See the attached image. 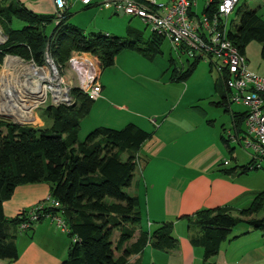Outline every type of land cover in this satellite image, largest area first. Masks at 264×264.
Returning a JSON list of instances; mask_svg holds the SVG:
<instances>
[{"label":"trees","instance_id":"obj_1","mask_svg":"<svg viewBox=\"0 0 264 264\" xmlns=\"http://www.w3.org/2000/svg\"><path fill=\"white\" fill-rule=\"evenodd\" d=\"M0 1L5 3L0 7V29L6 37L0 45V65L10 56L41 66L47 50L53 62L63 69L73 52H84L96 56L102 70L112 66L115 56L123 50L140 53L147 59L162 54L161 45L165 39L154 32L147 39L138 31L129 32L125 38L85 34L69 23L71 16L67 11L56 24L54 15L33 13L18 0ZM90 7L84 6V9ZM215 8L210 5L202 13L210 16ZM17 22L23 26L13 28ZM227 29V39L241 54L249 43L257 42L262 45L264 56V20L257 10L245 4L237 7L235 20ZM200 60L193 59L187 69L181 70L170 58V80L187 81ZM221 80L223 85L224 80ZM71 96L75 102L72 106L45 107L39 116L45 123L43 127L22 126L0 119V260L13 262L18 258L17 236L47 220L42 217L43 213L59 214L67 227L71 244L61 264H126L129 256L140 253L147 246L163 253L175 250L177 239L172 223H163L152 233L141 231L133 245L125 246L141 223L138 200L126 190L132 185L138 169L137 152L150 134L133 125L121 130L98 128L81 142L77 137L79 125L94 101L78 89H72ZM217 106L228 111L227 98ZM231 117L233 136L244 138L246 113H231ZM221 141L230 153L228 135H223ZM224 162L220 165V173L224 176L258 170L252 159L247 165L234 168H227L229 162L227 166ZM37 183L49 185L50 199L60 207L47 205L38 211L39 219L35 222H30L28 216L35 206L7 219L3 202L12 197L17 187ZM260 212H264V191L246 209H202L188 217L189 229L195 227L199 231L191 235L190 242L202 250V264H214L212 258L238 225L263 229L264 216L256 218ZM24 223H29V228L21 230ZM115 233L118 237L113 240ZM119 253L122 255L118 256Z\"/></svg>","mask_w":264,"mask_h":264},{"label":"crops","instance_id":"obj_2","mask_svg":"<svg viewBox=\"0 0 264 264\" xmlns=\"http://www.w3.org/2000/svg\"><path fill=\"white\" fill-rule=\"evenodd\" d=\"M18 1L36 14L53 15L55 12L53 0ZM65 1V11L70 13L77 2ZM82 7L84 9V6L78 8ZM102 19L110 17L103 15ZM129 32L127 29L126 37ZM251 45L245 47L243 55L248 69L262 76V45L257 43L255 54ZM170 58L173 57L170 55L165 60L163 53L152 59L130 50L118 53L114 64L100 71V97L79 125L77 137L81 142L98 128L121 130L133 125L150 134L137 152L138 169L132 185L126 190L138 200L141 223L125 246L133 245L141 231L152 233L161 224L172 223L177 247L163 253L147 246L140 253L129 256L126 264H202V250L190 242L191 235L199 231L195 227L189 229L187 218L202 209H246L264 191V175L250 176L248 172L224 176L220 173L224 152L229 153L221 137L234 134L231 113L244 112V109L234 112L230 105L228 111L217 106L228 93L221 78L212 76L210 63L209 70H203L202 75L196 76L197 66L187 81L172 82ZM192 61L188 59L185 69ZM213 108L227 115L228 129L225 123L217 126L216 117L208 116ZM249 161L236 166L247 165ZM230 166L231 163L227 167ZM49 193L50 187L44 183L17 187L12 197L3 202L4 216L15 218L45 201ZM117 237L115 233L113 240ZM15 243L18 258L13 262L0 260V264H61L67 258L71 239L53 222L43 220L34 224L28 233L18 235ZM211 261L214 264H264V228L254 230L245 224L238 225Z\"/></svg>","mask_w":264,"mask_h":264},{"label":"built area","instance_id":"obj_3","mask_svg":"<svg viewBox=\"0 0 264 264\" xmlns=\"http://www.w3.org/2000/svg\"><path fill=\"white\" fill-rule=\"evenodd\" d=\"M76 1L82 6L96 4L100 9L111 11L113 14L137 18L150 27L152 32L168 40L172 50L178 55H186L192 60L206 58L216 69L219 77L224 80L228 104L241 106L246 113L244 138L231 134H228V138L231 143H237L249 152L255 168L262 169L264 163V75L260 76L251 72L245 56L227 39L229 16L240 0H204V9L210 5L216 6V10L210 16L203 13L197 15L194 12L196 0ZM53 4L55 9L53 15L56 17L57 24L65 12L66 1L53 0ZM3 38L0 45L6 40L5 36ZM7 58L16 59L17 57L8 56L4 60ZM21 61L27 63L29 67L21 81L24 88L18 97L19 101L20 98L25 97L26 102L22 101L24 104L20 103L17 108L28 123L35 121L33 108L38 104L46 103L47 100L50 101V106L55 107L74 105L72 89L80 90L92 101L100 97L101 64L99 59L90 53L73 52L64 69L53 62L47 50L41 66L31 61ZM30 68L41 75L33 74L29 71ZM37 85H40V88L37 89ZM25 103H27L26 106ZM224 165L227 166L228 162L225 161ZM47 205L53 208L60 207L58 202L48 196L45 201L29 212L30 222L37 221L38 211L47 208ZM42 217L50 220L66 233L67 227L59 214L43 213ZM27 228L29 223L20 226L21 230Z\"/></svg>","mask_w":264,"mask_h":264},{"label":"rangeland","instance_id":"obj_4","mask_svg":"<svg viewBox=\"0 0 264 264\" xmlns=\"http://www.w3.org/2000/svg\"><path fill=\"white\" fill-rule=\"evenodd\" d=\"M196 1L197 3L194 8V12L197 15H201L204 9L205 2L204 0H196ZM244 4L247 5L251 9L257 10L259 12V15L262 18H264V0H240L236 8L232 12V14L229 16L228 28H230V23L235 20V11L237 7L244 5ZM3 5H5V3L0 1V7ZM81 6L82 5L78 2L73 4L72 8L70 9L71 17L69 19V23L77 27V29L82 30L85 34L100 33L99 31H101V33L103 34L108 33V36L114 35L115 37H118V38L119 37L124 38L126 37L127 29H129L130 32L131 31L140 32L144 39L151 37L152 29L146 26L142 21H140L137 18L129 19L128 17L122 14L114 15L110 11L100 10L99 7L97 6L92 7L90 9H83V7L81 9L78 8ZM103 15L109 16L110 19L103 20L102 19ZM22 26H23L22 24L17 22V23H14L13 28H20ZM3 37L4 36L0 29V39ZM251 43H252L251 50H253L252 53L255 54L258 48L257 42H251ZM161 50L163 53V58L165 60H167L169 56L171 55L174 58L176 65L183 69L186 68L188 59L192 61V58H189L186 55H180V54L178 55L176 51L172 50L171 45L168 40H165L163 42V44L161 45ZM260 52L261 50H259L258 52L259 56H260ZM13 59L14 58H7L8 61L4 60L3 63L0 65V84L2 83V79L4 80V78L6 77V79L4 80L3 86L2 87L0 86V119L10 121L14 124L22 125V126L42 127V125L45 123L42 122V120L39 121L38 118L41 114L44 113L45 107L49 106L51 103L49 100H47L46 103L38 104L37 107L36 106L34 107L35 109L33 108L32 111L35 115L34 122L28 123L26 122V120L20 119L19 113H18L19 110L16 107H18V105L22 103V101L25 100V97H23V98H20V101H19L18 97L21 94V91H23L24 86H22L21 81L24 79L26 75L25 73H27L28 71L27 69L29 66L27 63L22 62L20 59H19L20 61H17L16 59L18 58H16L14 61H11ZM6 63H7V66H9L8 68L6 67ZM203 70H209V61L206 58H203L202 60H200V63L196 70V76L202 75L204 72ZM211 71H212V76L216 78L219 76L214 67H212ZM4 75L5 77L2 78V76ZM57 86L60 87L61 85H57ZM22 104H24V102ZM26 104L27 103H25V106ZM7 109H8V113H7ZM12 109L16 110V112L11 111ZM243 109L244 108L241 106H236L234 104L230 105V110L234 112H240ZM5 110L6 112H4ZM210 114L213 117H216L218 119L217 126H219L220 123H225L226 129H228V127L230 126V123H229L230 121L227 115L223 113V110L213 108V109H210L208 116H210ZM16 115H18V117H16ZM230 150H231L230 153H228L227 151L224 152L225 161H228L229 164L231 163V166L227 168H234L237 165V163L238 165L246 164L251 158L249 155V152L244 150L243 147L237 143H233V142L230 143ZM233 159H236V161H234ZM249 174L250 176L251 175L252 176L253 175H264V163L262 164V169H258L256 171L252 170ZM261 181H263V179H261L260 182ZM263 216H264V212H260L257 214L256 217L262 218ZM239 228H241V226L238 227L237 230Z\"/></svg>","mask_w":264,"mask_h":264},{"label":"bare ground","instance_id":"obj_5","mask_svg":"<svg viewBox=\"0 0 264 264\" xmlns=\"http://www.w3.org/2000/svg\"><path fill=\"white\" fill-rule=\"evenodd\" d=\"M2 40L0 39V42H1ZM8 60H10V59H8ZM7 60V61H8ZM15 59H13V60H11V61H14ZM11 61H10V63H11ZM6 67L8 68L9 66H7V63H6ZM29 71L30 72H32L33 74H35V75H41L40 73H38L37 71H35V70H33V69H29ZM3 77H5V75L4 76H2V78ZM1 78V79H2ZM6 79V77L4 78V80ZM4 80L2 79V83L0 84V86L2 87L3 86V83H4ZM38 87H37V89L38 88H40V85H37ZM22 92V91H21ZM55 92H57V91H55ZM9 94V93H8ZM12 95V94H11ZM3 108V107H2ZM17 108V107H16ZM3 111V110H2ZM11 111H14L13 109L11 110ZM4 112H6V110L4 111ZM3 112V113H4ZM18 112V111H17ZM7 113H8V109H7ZM14 113V112H13ZM19 113V117H20V119H23V115H22V113L21 112H18ZM16 117H18V115H16Z\"/></svg>","mask_w":264,"mask_h":264}]
</instances>
